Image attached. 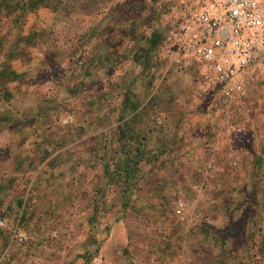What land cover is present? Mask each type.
Returning <instances> with one entry per match:
<instances>
[{
	"label": "rangeland",
	"instance_id": "1",
	"mask_svg": "<svg viewBox=\"0 0 264 264\" xmlns=\"http://www.w3.org/2000/svg\"><path fill=\"white\" fill-rule=\"evenodd\" d=\"M53 1L0 67V264H264V69L193 97L149 41L171 0Z\"/></svg>",
	"mask_w": 264,
	"mask_h": 264
},
{
	"label": "built area",
	"instance_id": "2",
	"mask_svg": "<svg viewBox=\"0 0 264 264\" xmlns=\"http://www.w3.org/2000/svg\"><path fill=\"white\" fill-rule=\"evenodd\" d=\"M157 58L194 76L193 97L243 100L264 69V0H171Z\"/></svg>",
	"mask_w": 264,
	"mask_h": 264
},
{
	"label": "trees",
	"instance_id": "3",
	"mask_svg": "<svg viewBox=\"0 0 264 264\" xmlns=\"http://www.w3.org/2000/svg\"><path fill=\"white\" fill-rule=\"evenodd\" d=\"M53 0H0V12L2 15L0 16V20L2 21H10L14 26H20L24 23L26 14L30 11H34L37 8L41 6H48L49 2ZM55 14H58V10H54ZM7 34V33H6ZM8 36V35H7ZM161 37V32L155 31L151 37L149 38V41L152 45V47L157 48V45L159 43ZM3 38V39H2ZM4 45H5V39L4 37L0 38V54H4ZM5 66L4 69V75L10 76L12 79L20 78L22 75L15 73L14 71L10 70ZM3 73V71H2ZM127 123H124L126 126ZM126 127H120L121 133H124L126 131ZM133 163H136L133 161Z\"/></svg>",
	"mask_w": 264,
	"mask_h": 264
},
{
	"label": "crops",
	"instance_id": "4",
	"mask_svg": "<svg viewBox=\"0 0 264 264\" xmlns=\"http://www.w3.org/2000/svg\"><path fill=\"white\" fill-rule=\"evenodd\" d=\"M42 10L41 8L36 9L34 11H30L26 14L25 21L23 23V26L21 28V33H20V39L21 42L19 45H11L5 49V53L1 56L0 60V67L7 64V68L14 71L17 74L24 75L25 76V61L21 57V53L23 51V48L27 45H37L39 43V38L38 37H33V34L35 32H38L42 29L49 28L51 26V23L46 24V21L44 20L39 21V24H32V17L36 12L40 13L39 11ZM53 16V15H52ZM37 35V34H35ZM16 60L18 61V68L12 67V62Z\"/></svg>",
	"mask_w": 264,
	"mask_h": 264
}]
</instances>
